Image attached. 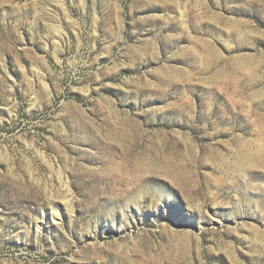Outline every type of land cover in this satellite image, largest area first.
I'll list each match as a JSON object with an SVG mask.
<instances>
[{
    "label": "rangeland",
    "instance_id": "374dc122",
    "mask_svg": "<svg viewBox=\"0 0 264 264\" xmlns=\"http://www.w3.org/2000/svg\"><path fill=\"white\" fill-rule=\"evenodd\" d=\"M0 264H264V0H0Z\"/></svg>",
    "mask_w": 264,
    "mask_h": 264
}]
</instances>
